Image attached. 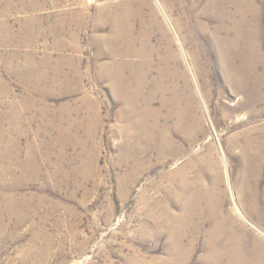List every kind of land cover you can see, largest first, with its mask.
I'll return each instance as SVG.
<instances>
[{"label":"rangeland","instance_id":"374dc122","mask_svg":"<svg viewBox=\"0 0 264 264\" xmlns=\"http://www.w3.org/2000/svg\"><path fill=\"white\" fill-rule=\"evenodd\" d=\"M229 252L264 264V0H0V264Z\"/></svg>","mask_w":264,"mask_h":264},{"label":"bare ground","instance_id":"6f19581e","mask_svg":"<svg viewBox=\"0 0 264 264\" xmlns=\"http://www.w3.org/2000/svg\"><path fill=\"white\" fill-rule=\"evenodd\" d=\"M232 45V44H231ZM233 46V45H232ZM247 48V47H246ZM252 48V47H251ZM256 84V83H255ZM257 87V86H256ZM247 89V88H246ZM248 93V92H247ZM250 93V92H249ZM253 93V92H252ZM246 94V93H245ZM251 94H249V96H250ZM252 149V148H251ZM254 159V158H253ZM254 161V160H253ZM206 163H208L207 164V166H206V168H204V170H205V172H207V175H208V173H210V171H211V163L210 162H208V161H205ZM184 180V179H183ZM198 181V180H197ZM185 183H187V182H184V184L182 185V189H183V191L186 189V187H187V185L185 184ZM183 194V193H182ZM232 253V252H231ZM226 256H229V259H228V263L230 264H236V261L234 262V260H235V257L237 258V256H235L233 253L232 254H230V252H229V254L228 255H226ZM232 257V258H231ZM239 257V256H238ZM242 257V256H241ZM228 258V257H227ZM239 261V260H238ZM237 261V262H238ZM238 264V263H237ZM242 264H243V262H242Z\"/></svg>","mask_w":264,"mask_h":264}]
</instances>
